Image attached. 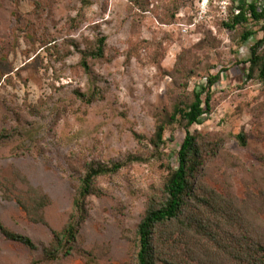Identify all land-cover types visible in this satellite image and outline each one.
I'll list each match as a JSON object with an SVG mask.
<instances>
[{
	"label": "rangeland",
	"instance_id": "obj_1",
	"mask_svg": "<svg viewBox=\"0 0 264 264\" xmlns=\"http://www.w3.org/2000/svg\"><path fill=\"white\" fill-rule=\"evenodd\" d=\"M241 1L0 0V225L34 245L0 231V264H136L186 131L198 164L187 209L155 228L154 264H238L197 222L264 245V80L248 62L263 22L227 28ZM211 79L202 123L172 118ZM213 197L225 216L197 208Z\"/></svg>",
	"mask_w": 264,
	"mask_h": 264
},
{
	"label": "trees",
	"instance_id": "obj_2",
	"mask_svg": "<svg viewBox=\"0 0 264 264\" xmlns=\"http://www.w3.org/2000/svg\"><path fill=\"white\" fill-rule=\"evenodd\" d=\"M129 1L133 4L138 3V0ZM249 18L257 22H263V36L250 47L248 62L250 63V71L256 69L258 77L264 80V56L258 51L260 45L264 42V5L259 6L257 0H242L237 6L236 13L232 14L229 22H225L224 25L227 28H234L238 24L247 22ZM252 34V31L246 30L242 33L241 38L246 40ZM104 45L105 38L102 36L98 39V44L93 52V56L101 57ZM83 66L86 67V64L83 63ZM216 77L217 76H214L213 79H216ZM213 79L208 80L207 84H201L194 88L193 100L185 108L175 110L172 118L180 114V117L185 121L186 127L192 124L202 123L205 119L204 116L208 114L210 108L211 93L209 88L213 83L212 81H214ZM161 135L162 127L158 126L155 132L158 141L162 140ZM238 137L242 138V134L239 133ZM197 157L198 150L194 137L186 131L177 152V167L170 171L164 185V202L157 208L149 206L137 225L138 251L136 254V264H154V246L152 238L156 226L176 221L184 210L187 209V199L191 188L188 178L193 174L198 164ZM101 172H103L102 169H91L86 173L80 186V198H84L90 193L92 179ZM196 206L197 208L203 206L211 213H220L219 217H222V214L225 216L224 208L222 210L214 197L207 200L198 198ZM196 224L198 230L203 233L207 240L214 243L216 247L218 246L221 248L226 255L233 258L238 264H264V245L260 240L251 236V231L246 232L241 238L235 236L234 239L232 238V240H230V243L225 244L223 236L218 233V228H216L218 227V222L215 226L199 222ZM67 230L70 237H73L72 226H69ZM0 231L9 240L18 241L29 247L34 246L28 237L12 232L2 225H0ZM62 233L64 234L66 232ZM58 236L59 233L53 232V239ZM49 250L50 249L45 248V252L48 253L50 252Z\"/></svg>",
	"mask_w": 264,
	"mask_h": 264
}]
</instances>
